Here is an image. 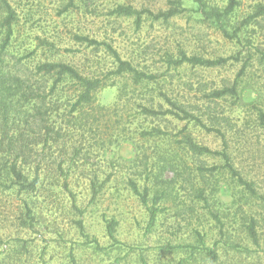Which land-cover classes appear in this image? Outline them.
Here are the masks:
<instances>
[{"label": "rangeland", "instance_id": "1", "mask_svg": "<svg viewBox=\"0 0 264 264\" xmlns=\"http://www.w3.org/2000/svg\"><path fill=\"white\" fill-rule=\"evenodd\" d=\"M7 1L17 19L3 60L28 57L32 70L39 63H65L87 77L103 79L104 86L95 103L79 113L71 112L78 94L72 82L48 99L60 138L41 146L38 160L51 173L59 163L65 169L70 164L69 190L52 181L34 195L0 189V264H142V258L148 264H213L202 253L189 257L182 248L200 243L197 232L218 251L217 264H264V129L258 117L259 111L264 113V16L240 32L239 45L224 38L192 0ZM201 1L209 11L226 9L232 0ZM236 3L227 20L231 32L264 6V0ZM120 6L155 14L172 8L184 12L167 22L146 13L138 24L135 17L117 14ZM76 35L112 45L138 71L158 80L136 83L114 76L113 56L104 47L78 42ZM239 53V62L221 67L169 65L181 54L215 60ZM243 66L240 101L211 102L208 95L231 86ZM41 81L51 85L53 78ZM163 95L226 135L232 162L252 183L255 196L238 187L226 170L202 179L201 168L224 162L194 154L183 144L185 137L212 151H222L223 141L194 121L142 113V106L172 109ZM153 130L165 134L142 136ZM131 181L149 189L150 205L167 191L150 228L149 212L131 191ZM161 181L168 184L158 185ZM94 185L99 189L96 196ZM201 190L208 203L197 198ZM251 218L257 223L258 245L248 237ZM112 219L118 223L117 244L108 234ZM232 245L240 247L230 249Z\"/></svg>", "mask_w": 264, "mask_h": 264}, {"label": "trees", "instance_id": "2", "mask_svg": "<svg viewBox=\"0 0 264 264\" xmlns=\"http://www.w3.org/2000/svg\"><path fill=\"white\" fill-rule=\"evenodd\" d=\"M192 1L196 2L200 13L204 17H207L216 24L224 38L236 41L239 45H242L239 35L240 32L252 24L253 21L257 20V18L264 16V6H261L255 15L248 17L239 27L233 29L231 32L228 29L227 20L235 11L237 5L236 0H232L226 9L214 8L209 11H207V7H205L201 0ZM0 11L2 12L0 15V189L12 190L13 188H17L21 193L34 195L46 182L52 181L53 186H60L62 183L63 187L69 190L70 164L68 169H65L63 166L64 163H59L57 165V171L51 173L47 171L48 169H46L45 164L38 160V152L41 150L40 147L43 146L46 148L51 142L55 143V140L58 142L60 138V134L58 133L59 129L58 131L55 130L56 123L54 118L56 116L54 112H48V99L55 96L63 85L72 82L77 85L78 94L72 103L71 112L73 114L79 113L85 106H91L95 103V95L104 86V81L97 77H87L81 74L75 67L61 62L39 63L32 70L27 67L28 57H23L13 63L3 60V55H5L12 44L15 34L14 25L17 17L7 0H0ZM116 12L119 15L135 17L139 24L142 21L143 14L147 13L155 20L167 22L171 18L182 14L184 9L172 8L166 12L155 14L150 11H137L131 7L120 6ZM75 39L80 43H87L90 47H104L115 59L116 67L112 74L116 77H129L136 83L144 80L149 82H156L158 80V77L155 75H147L138 71L131 62L124 60L112 45L79 35H76ZM240 55L241 53L236 57L212 60L198 56L189 57L186 54H181L180 59L171 60L169 65L175 66L176 68L185 64L202 68H215L224 66L230 61L239 62ZM244 72L245 66L242 67L237 79L231 86L213 91L208 95L209 100L211 102H217L226 98H233L238 103L242 93L239 89V80ZM47 77L53 78L51 85L41 81ZM163 99L172 109L163 112L142 106V113L153 117L173 115L180 120L194 121L209 133H215L223 141L224 149L222 151H212L208 147L197 144L189 137H185L183 144L194 154L198 156H216L224 162V165L221 167L215 166L206 170L201 168L202 179L207 178L204 174L213 175L215 172L226 170L236 180L235 182L239 184L238 187L242 186L243 189L255 196L256 191L252 183L242 176L232 162L226 135L219 129L208 128L199 118L182 110L176 103L169 100L166 95H163ZM67 104L70 106V100ZM68 116L70 117V110ZM63 117L67 119V113ZM258 117L260 127L264 129V113L259 111ZM162 134L165 133L160 130H153L143 132L142 136L146 138L160 136ZM57 135L59 137H55ZM157 184L168 183L161 181L157 182ZM129 185L134 195L147 208L150 216L149 228L152 227L160 213L157 205L164 198H167V191L155 196L152 200V205H150V191L148 188L141 190L138 184L133 181ZM93 191L94 196H96L99 191L98 187L94 185ZM197 198L208 203V196L205 190L199 191ZM215 220L220 224L221 220L218 216L215 217ZM256 224L255 219L251 218L247 230L248 237L253 240L254 244L258 245L259 236L256 231ZM79 226L81 230H84L83 222H79ZM117 226L118 223L115 219L108 221L107 229L109 238L116 244L118 243L115 237ZM196 234L200 243L198 245L183 246L182 248L186 250V253H189V257L191 258L197 253H202L213 264H217L219 262V254L216 248L208 247L204 237L198 232ZM221 234L222 236L224 235L223 233ZM238 247L240 246L232 245L230 249ZM184 262L185 260H182L179 264H183ZM142 264H148L145 258H142Z\"/></svg>", "mask_w": 264, "mask_h": 264}]
</instances>
